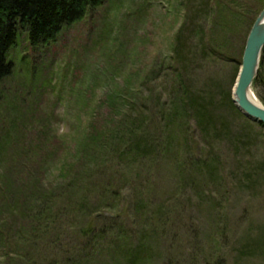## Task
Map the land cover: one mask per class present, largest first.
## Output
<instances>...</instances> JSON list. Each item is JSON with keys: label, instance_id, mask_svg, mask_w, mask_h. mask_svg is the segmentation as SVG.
I'll return each mask as SVG.
<instances>
[{"label": "rangeland", "instance_id": "obj_1", "mask_svg": "<svg viewBox=\"0 0 264 264\" xmlns=\"http://www.w3.org/2000/svg\"><path fill=\"white\" fill-rule=\"evenodd\" d=\"M219 1L244 20L260 13L264 5V0H104L81 21L65 27L53 43L32 47L27 34L19 32L8 54L13 72L0 82L3 235L15 236L28 224L42 189L55 186L62 157L66 149L74 150L85 121L117 111L101 108L100 103L109 96L122 103V89H137L151 70L157 77L146 78L144 85L152 96L146 133L151 141H159L164 123L158 120L153 125L151 120L160 104L157 99L167 95L170 81L168 66L159 67L185 25L190 54L186 76L212 122L204 127L196 116L187 118L189 143L183 157L161 152L144 169L135 166L132 178L122 164L118 186L125 201L118 219L137 235L133 242L142 240L151 249L138 264H213L216 260L264 264V128L224 101L227 91L232 99V76L240 68L239 39L244 28L238 25L243 23L236 20L233 37L227 35L228 52L217 47L216 39L208 41L205 53L198 50L200 36L195 28L211 22V7ZM222 19L217 23L222 25ZM215 33L223 35L221 30ZM261 61L260 78L251 93L264 106V48ZM53 149L56 155L50 156ZM139 193L147 197L146 217L137 215L133 207L125 208ZM57 209L49 235L31 242L35 252L25 255L26 247L17 240L12 247L4 243L0 264L9 259L36 264L35 253L39 264H78L85 259L89 261L84 264H124L115 261L109 242L117 230L110 227L115 214L96 215L94 232L84 237L64 204ZM104 227L110 233L95 241L97 230Z\"/></svg>", "mask_w": 264, "mask_h": 264}, {"label": "trees", "instance_id": "obj_2", "mask_svg": "<svg viewBox=\"0 0 264 264\" xmlns=\"http://www.w3.org/2000/svg\"><path fill=\"white\" fill-rule=\"evenodd\" d=\"M103 1L0 0V82L11 76L13 72V63L9 60L8 54L15 47L19 32L27 34L28 42L32 47L53 43L65 27L81 21L88 12L99 8ZM218 3L219 5L211 7L212 14L208 16V18L212 17L211 22L195 28L200 36L198 50L200 53H205L208 50V41L216 39L219 42L217 47H224L223 49L228 52L229 43L225 44L228 40L227 35L233 37L231 30L236 27V20H239L243 24L238 26L244 28L239 39L242 51L248 32L259 13L244 20L241 16L231 13L223 2ZM263 8L264 5L259 12ZM220 18H223L222 25L217 23ZM184 29L185 25L177 32L169 56L161 60L159 67L160 69L168 66L165 68L169 71L170 77V81L166 84L167 95H159L157 101L160 104L151 120L153 125L158 120L164 123L159 141H151L146 133L150 122L148 111L152 96L147 94L149 92H146L144 85L146 78L151 80V76L157 77V74L155 76V72L151 70L147 72L137 89L132 87L122 89L121 93L125 95L122 103L114 96H109L106 102L100 103L101 108L108 107L110 110L117 108V111L106 113L100 119L89 118L85 121L74 150L66 149L67 154L62 157L57 169L59 177L55 180V186L50 185L49 188L42 189L40 199H37L36 203L38 207L30 211L28 224L20 227L15 236L3 235L0 232V245L5 243L6 247H12L18 245L17 241H19L20 246L26 247L25 255L29 256V253L37 250L31 242L49 235V230L54 227L55 217L58 216L57 207L64 204L65 212L73 215L74 222L77 220V227L84 237L94 232L96 215L107 211L115 214L116 221L111 223L110 227L114 226L117 230L114 235L109 236V242L112 243L111 253L115 256V261L138 264L140 260L146 258L151 249L144 244L145 242H141L142 240L133 242L137 235L127 231L126 224L118 219L121 218L123 201H125L123 190L118 186L119 171L121 173L124 171L121 169L122 164H125V170L132 178L134 177L132 170L135 166L144 169L148 162L155 163L163 152L174 158L178 155L182 156L181 154L184 156L185 148L189 143L186 130L187 118L191 115L196 116L199 125L204 127L206 122L207 124L212 122L211 113L207 107L200 104L186 76L190 54L187 51L188 43L184 39ZM220 30L222 37L215 33ZM238 65H240L239 61ZM262 66L261 61L259 70ZM236 75L237 70L232 76L233 82ZM259 78L258 74L253 82L254 87ZM145 93L146 96L141 97ZM224 101L231 110L239 113L232 103L231 92L225 93ZM257 125L264 128V124ZM55 155L56 150L53 149L50 156ZM139 177L136 175L137 179ZM146 199L144 194L139 193L131 204L125 203V208L133 207L137 215L146 217L144 211ZM105 229L104 227L97 230L95 241L106 238L110 232H106ZM8 255H11L10 252ZM16 256L20 257L21 261H25L24 256ZM85 261L89 260H82L78 264H84ZM10 262H14V259H9L7 264H22L19 261ZM35 263L39 264V255L36 253ZM213 264L222 263L216 260Z\"/></svg>", "mask_w": 264, "mask_h": 264}, {"label": "water", "instance_id": "obj_3", "mask_svg": "<svg viewBox=\"0 0 264 264\" xmlns=\"http://www.w3.org/2000/svg\"><path fill=\"white\" fill-rule=\"evenodd\" d=\"M264 48V8L254 20L246 37L240 68L232 90L236 109L255 123L264 124V106L253 101L251 89L257 77Z\"/></svg>", "mask_w": 264, "mask_h": 264}, {"label": "bare ground", "instance_id": "obj_4", "mask_svg": "<svg viewBox=\"0 0 264 264\" xmlns=\"http://www.w3.org/2000/svg\"><path fill=\"white\" fill-rule=\"evenodd\" d=\"M252 97H253V99H254L253 101H255V103L260 104V102L255 99L254 95H252Z\"/></svg>", "mask_w": 264, "mask_h": 264}]
</instances>
